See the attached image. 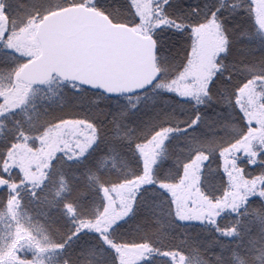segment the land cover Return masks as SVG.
<instances>
[{"label": "trees", "instance_id": "1", "mask_svg": "<svg viewBox=\"0 0 264 264\" xmlns=\"http://www.w3.org/2000/svg\"><path fill=\"white\" fill-rule=\"evenodd\" d=\"M1 4L8 31L0 42V103L15 85L16 69L30 61L13 49L14 35L29 21L39 22L69 5H83L134 30L139 24L132 0H1ZM155 7L160 15L151 13L150 27L163 22L150 36L157 44L158 68L157 38L171 42L164 52L172 55L174 63L151 89L111 99L53 78L32 86L22 107H10L0 116V227L10 211L22 222L18 230L38 232L46 239L53 248V264H119L122 249L136 246L148 250L137 264L180 260L264 264V140H253L248 154L230 155L248 131L246 114L238 105L240 92L264 109V32L255 20L254 5L251 0H158ZM210 21L223 34L224 50L206 94L189 100L162 94L159 87L164 80L177 78L189 60L191 31ZM84 95L99 97L95 109L90 102L79 101ZM141 101L144 112L132 105ZM112 102L118 109L111 110ZM137 113L143 117L131 120ZM70 119L87 123L96 132L86 154L77 159L55 156L39 182H30L21 166H9L13 151L37 150L49 130ZM159 138L163 143L151 183L142 182L130 213L104 231L98 225L105 208L103 193L131 179H143L142 153ZM198 158L202 159L199 191L213 203L223 202L243 184L262 187L244 198L239 208L217 212L212 222H184L166 187L180 183L186 168Z\"/></svg>", "mask_w": 264, "mask_h": 264}, {"label": "rangeland", "instance_id": "2", "mask_svg": "<svg viewBox=\"0 0 264 264\" xmlns=\"http://www.w3.org/2000/svg\"><path fill=\"white\" fill-rule=\"evenodd\" d=\"M157 1L154 3V0H132L133 5L137 9L136 15L139 21V24L135 25V30L143 36L150 37L151 35H156V26L160 29L161 26L159 25L163 24L160 21L157 24H153L152 28L150 27L149 20L151 18L150 16H152L151 13H154L155 16L160 15V8L155 7ZM251 1L255 9V20L264 32V0ZM107 7L109 8V6ZM111 21L116 24H125L114 18ZM36 23L38 25L39 22L29 21L28 25H25L13 38V49L16 50L20 57L30 61L37 58L40 53V48L35 37ZM7 31V19L0 0V42ZM191 36L189 60L186 58L188 61L184 64L185 67L181 70L177 78L169 82L167 78L164 80L162 86L159 87L162 94L176 95L183 100L201 97L206 94L209 84L219 69L217 58L224 50V37L218 24L210 21L203 28L191 31ZM157 42L160 46L159 61L161 64L160 69H158L161 70L162 68V72L160 73L166 77L167 73L165 68L170 69V66L174 63V59H171L172 55L165 54L164 52V50H168L166 48L167 45L171 47V42L167 37L163 40L157 38ZM167 60V65H165ZM25 65H21L16 69L15 85L8 88L4 93L5 101L0 103V116L9 110L10 107H13L15 110L22 107L26 101V93L31 91L33 85L24 83L20 79V73ZM52 88L53 86H50L46 92L50 93ZM245 94V91L240 92L241 96L238 105L246 114L248 131L246 137L236 147L231 149V152L229 151L232 158H237L244 153L248 154L250 143L253 140L259 138H263L264 140V109L256 99L249 96L244 98L242 95ZM97 98L99 97L84 95L78 99L81 103H83L82 101L90 102L95 109L99 104ZM110 105H112L111 110L118 109L115 102L110 103ZM126 105L129 108L131 107L128 103ZM132 105L137 110L141 108L142 112H144L143 107L146 106L143 105V101L140 103L133 102ZM159 108L156 106L158 111ZM98 111L101 110H96L98 115L101 114ZM164 114L165 112L163 111L161 115L164 116ZM60 115H63V113ZM137 117L143 116L137 113L131 120ZM105 119L103 118L102 120ZM95 137L96 132L92 126L78 120L70 119L49 130L43 137L37 150H28L21 147L13 151L9 157V166L13 168L21 166L30 182H39L42 172L55 156L64 155L70 159L80 158L91 148ZM162 143L159 138L158 141L149 143L146 146L145 152L143 151V179H131L126 181L124 185L103 193L105 208L103 217L100 220L101 224L98 223V225L104 231L111 229L113 225L124 219L130 213L135 195L142 186V182L146 184L151 183V170L160 156ZM201 160L199 158L196 159L194 163L186 168L180 183L172 187H166V190L173 198L176 213L184 222H212L217 212L224 208L230 210L239 208L244 198L257 193L258 189L262 187L261 184L257 183L251 185L243 184L229 198L224 199L223 202L221 201L222 203H213L199 191L198 169ZM130 181H134V183L127 185ZM1 223L0 264H53V248L38 232L18 230V227L23 226L22 222L21 220L19 221L18 217L11 214L10 211L7 212L6 219L1 221ZM122 253H124V257L119 260V264H137L147 255L148 250L143 246L124 247ZM178 264H183V262L180 260Z\"/></svg>", "mask_w": 264, "mask_h": 264}, {"label": "water", "instance_id": "3", "mask_svg": "<svg viewBox=\"0 0 264 264\" xmlns=\"http://www.w3.org/2000/svg\"><path fill=\"white\" fill-rule=\"evenodd\" d=\"M35 37L40 53L20 73L33 86L57 78L117 99L147 91L161 78L155 40L95 9L74 5L51 12L38 23Z\"/></svg>", "mask_w": 264, "mask_h": 264}]
</instances>
